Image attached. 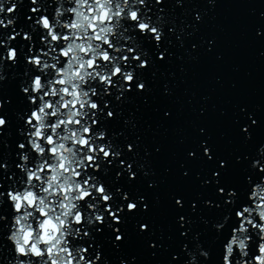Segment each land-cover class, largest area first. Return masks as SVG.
Segmentation results:
<instances>
[{
    "label": "snow or ice",
    "instance_id": "6c2138e0",
    "mask_svg": "<svg viewBox=\"0 0 264 264\" xmlns=\"http://www.w3.org/2000/svg\"><path fill=\"white\" fill-rule=\"evenodd\" d=\"M30 2L35 7L27 17L29 31L21 29L28 47L23 57L26 79L20 90L29 107L20 117L24 127L19 133L22 142L16 145L18 171H13L0 154V256L7 241L11 257L7 264H97L100 252L93 249L95 258H90L91 243L84 247L83 242L95 240L93 229L101 233L107 227L119 233L120 229L112 225L124 223L123 206L113 210L114 194L96 175L102 170L101 161L114 166L119 160L129 179H135L136 171L142 170L134 159H122L123 150L107 137L101 119H114V112L109 110L104 117L109 103L105 101L101 108L97 100L112 95L113 88L118 93L117 101L132 91V85L146 90V84L137 80V69L149 67L144 58L147 53L140 42L126 34L138 31L145 39L151 37L160 48L164 43L162 17L156 15L154 20L148 15L151 9L147 0ZM162 2L155 0L156 4ZM46 3L49 7L55 4L54 11L49 12ZM5 11L14 16L16 5L5 9L0 3V13ZM195 19L201 17L197 15ZM14 22L15 17L7 22L0 19V27L8 28ZM32 33H38L41 47L36 46ZM20 35L13 28V34L0 39V48L6 49V54L0 53V65L5 60L17 64L21 52L8 42ZM129 42L132 47L127 46ZM165 51L160 50L156 58L164 61ZM3 78L0 75V80ZM3 111L4 101L0 99V130L8 126ZM201 146L204 156L212 161L210 149L203 143ZM127 149L135 155L131 144ZM260 153L264 155V148ZM189 156L195 157V153ZM228 167L224 160H219L218 167L213 163L211 179L203 181L215 194L214 199L203 203L219 213L210 222L213 243L220 251L219 264H264V164L252 162L251 174L245 177L242 187L227 182ZM103 172L107 173L108 168L104 167ZM116 175L120 177L121 173ZM116 193L129 201V212L138 209L127 192L117 189ZM175 204L184 208L182 199H176ZM192 210H197L196 203ZM178 223L184 228L191 219L181 215ZM140 227L144 230L147 225ZM188 231L180 235L188 239ZM115 239L123 241L119 234ZM192 240L199 256L207 261L211 251L203 247L199 234H193ZM184 249H188L187 244ZM188 255V264H196L197 256L192 252Z\"/></svg>",
    "mask_w": 264,
    "mask_h": 264
},
{
    "label": "water",
    "instance_id": "95a60500",
    "mask_svg": "<svg viewBox=\"0 0 264 264\" xmlns=\"http://www.w3.org/2000/svg\"><path fill=\"white\" fill-rule=\"evenodd\" d=\"M0 3L5 9L16 5L14 16L7 11L0 13L5 22L15 17L13 25L0 27V39L13 34V28L21 33L15 41L8 42L21 52L17 64L5 60L0 65V75L4 77L0 80V99L8 121V126L0 130V154L13 171H18L16 145L22 142L19 133L24 127L20 117L29 107L20 90L26 79L23 57L28 47L21 29L29 31L27 17L35 5L30 0ZM147 6L154 20L156 15L162 17L164 43L157 48L151 37L145 39L138 31L126 34L140 42L147 53L144 58L149 67L137 69V80L146 84V90L132 85V91L117 101L118 93L113 88L112 95L97 100L101 108L105 101L109 103L104 117L109 110L114 112V119H101L107 137L123 150L122 159H134L142 170L136 171L135 179H129L119 160L114 166L101 161L102 170L96 175L114 194L113 210L123 206L124 223L112 225L120 229L119 233L107 227L101 233L93 229L95 240L85 239L83 246L91 243L92 259L96 254L93 249L100 252L97 264H188L189 252L197 256L196 264H219L220 251L213 243L210 226L219 213L205 207L203 202L214 199L215 194L203 181L211 179L212 164L218 167L219 160H224L229 166L227 182L242 187L245 177L251 174L252 162L264 164L260 153L264 148V0H163L160 4L147 0ZM55 7L51 4L49 12ZM197 15L200 20L195 19ZM32 35L36 46L41 47L38 33ZM162 49H167L164 61L156 58ZM0 53L6 54V49L0 48ZM202 143L210 149L212 161L204 156ZM129 144L135 155L128 151ZM190 152L195 157H190ZM117 189L127 192L131 202L138 204L136 211H128L129 201L123 200ZM176 199H182L183 209L176 206ZM193 203L196 211L192 210ZM181 215L190 218L191 224L180 228ZM142 224L147 228L142 230ZM187 229L190 231L185 239L180 233ZM117 234L123 237L122 242L116 241ZM193 234H199L203 247L211 251L207 261L199 256ZM9 251L6 241L0 264L11 259Z\"/></svg>",
    "mask_w": 264,
    "mask_h": 264
}]
</instances>
